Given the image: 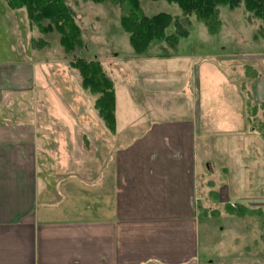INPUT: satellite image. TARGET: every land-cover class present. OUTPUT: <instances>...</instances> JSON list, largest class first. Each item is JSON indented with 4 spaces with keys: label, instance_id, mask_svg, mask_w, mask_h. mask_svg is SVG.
I'll list each match as a JSON object with an SVG mask.
<instances>
[{
    "label": "rangeland",
    "instance_id": "374dc122",
    "mask_svg": "<svg viewBox=\"0 0 264 264\" xmlns=\"http://www.w3.org/2000/svg\"><path fill=\"white\" fill-rule=\"evenodd\" d=\"M69 3L83 42L74 54L64 51L57 33L41 35L36 27L30 28L23 8L17 12L24 16L28 30L10 19L6 38L0 33V58L19 66L31 60L38 92L37 100L28 89L16 99L11 96L9 114L3 110L0 120L16 115L11 110L14 101L27 109L23 117L28 120L33 119L34 108L43 119L75 121L74 136L66 142L75 153L73 172L78 181H92L119 145L113 132L100 125L104 123L96 95L82 87L78 71L69 66L73 56L97 59L113 81L116 119L124 124L122 141L136 135L132 132L136 128L130 129L133 118L193 119L194 102L199 104L202 120L195 150L200 169L191 197L200 216V247L215 264H224L230 253L237 257L233 264H264L263 18L242 4L220 6L210 25L190 16L187 37L178 38L174 47L154 40L136 56L120 27L119 6ZM140 8L144 15L167 13L172 21L182 17L178 5L167 1L140 0ZM1 25L0 21L2 29ZM174 31L171 22L165 33ZM36 37L43 45L34 48L29 41L30 52L21 42ZM215 70L217 76L211 77ZM54 129L62 127L58 124Z\"/></svg>",
    "mask_w": 264,
    "mask_h": 264
},
{
    "label": "crops",
    "instance_id": "0c3cea01",
    "mask_svg": "<svg viewBox=\"0 0 264 264\" xmlns=\"http://www.w3.org/2000/svg\"><path fill=\"white\" fill-rule=\"evenodd\" d=\"M17 11L0 0L4 39L10 19L28 30ZM29 41L21 43L31 52ZM30 64L0 60V117L23 90L37 100ZM13 103L16 115L0 120V264H215L200 247L191 197L200 169L199 104L193 119H131L129 141L114 112L119 146L96 180L78 181L66 144L75 121L43 119L34 108L28 120L27 109ZM227 255L224 264H233L237 257Z\"/></svg>",
    "mask_w": 264,
    "mask_h": 264
},
{
    "label": "trees",
    "instance_id": "16d2710c",
    "mask_svg": "<svg viewBox=\"0 0 264 264\" xmlns=\"http://www.w3.org/2000/svg\"><path fill=\"white\" fill-rule=\"evenodd\" d=\"M82 1L94 4L109 2L121 8L120 27L128 36L129 44L136 56L144 54L154 40L167 41L174 47L178 38L187 37L190 16L193 15L206 25H210L216 21L220 6L234 8L242 4L246 11L264 20V0H152L176 3L182 17L175 18L174 21L167 13L144 15L140 8V0ZM4 2L13 10L23 8L30 27H36L39 34L57 33L59 44L66 53L74 54V51L83 45L80 26L75 20V13L69 0H4ZM171 22L175 31L167 35L165 29ZM42 45L43 40L39 37L31 39L32 47L39 48ZM72 58L69 66L78 71L82 87L88 88L96 95L98 115L105 127L113 132L115 126L113 81L106 75L97 59L88 61L81 57Z\"/></svg>",
    "mask_w": 264,
    "mask_h": 264
}]
</instances>
